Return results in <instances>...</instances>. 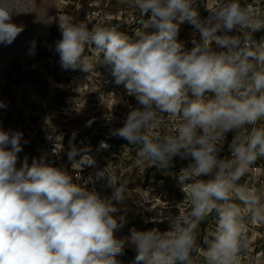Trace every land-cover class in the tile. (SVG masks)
Masks as SVG:
<instances>
[{
    "label": "clouds",
    "instance_id": "1",
    "mask_svg": "<svg viewBox=\"0 0 264 264\" xmlns=\"http://www.w3.org/2000/svg\"><path fill=\"white\" fill-rule=\"evenodd\" d=\"M131 3L143 17L150 13L134 36L115 27L90 29L65 16L58 20L62 39L56 51L65 70L89 73L98 64L107 66L114 83L135 97L139 107L130 108L123 126L111 131L134 146L136 167L166 169L175 157L188 160L178 177L186 210L156 220L168 221V231L132 229L117 238L124 217L114 213L132 193L127 181L119 183L115 168L96 174L114 189L110 198L42 159L31 166L25 160L17 169L23 133L0 128V264H119L115 257L126 245L137 253L133 264H196L201 256L204 264H242L250 250L248 224L264 225V190L251 180L241 183L264 159L260 0H220L203 19L193 0ZM18 13L16 0H0V44H12L24 31L13 22ZM184 22L196 30L190 50L177 38ZM86 44L95 61L84 55ZM166 118L177 123L158 131ZM229 133L230 157L222 158ZM61 150L56 146L57 154ZM80 151L73 144L68 152L77 180L82 165L94 163L88 155L76 161ZM212 214L215 227L201 242L198 230Z\"/></svg>",
    "mask_w": 264,
    "mask_h": 264
},
{
    "label": "rangeland",
    "instance_id": "2",
    "mask_svg": "<svg viewBox=\"0 0 264 264\" xmlns=\"http://www.w3.org/2000/svg\"><path fill=\"white\" fill-rule=\"evenodd\" d=\"M89 0H16L17 11L13 22L24 25V31L20 33L15 41L10 45L0 44V101L7 107L0 108V128L5 131H20L23 133L21 141L22 151L17 153L16 167L19 169L23 162L20 160L22 154L27 153L33 146H37L41 136L49 132L51 126L73 127L96 118L101 103H107L99 96L96 86L101 82V77L107 74V66L98 64L96 69L85 73L81 70H65L60 63L59 53L56 51L57 43L62 39L61 30L58 27V20L65 16L75 21H84L91 29L93 26L118 27L120 26L127 33L135 28L141 12L132 6L131 0H109L105 6L107 17H88ZM251 2V0H244ZM220 0H206L205 4H200V10L196 7L200 17L203 19L209 15L207 8L217 5ZM195 0H193V5ZM260 7L264 8V0H260ZM49 19H53L50 23ZM183 24V25H182ZM179 28L178 38L182 41L185 38V48L190 49L189 45L196 32L194 26L188 22L182 23ZM52 29H56L58 35L53 39L49 38ZM151 31V30H150ZM130 35V34H128ZM198 37V33H197ZM58 38V39H57ZM35 41L34 50L30 51L31 42ZM91 51L85 48L84 55H91ZM95 61L97 57L92 54ZM14 83L19 92L32 101L37 115L30 119H25L18 111L15 100L11 95V84ZM101 112V111H100ZM232 139V134L226 136L223 151L220 153L222 158L230 157L228 145ZM10 148V146H9ZM136 157L135 149L124 151L118 148L117 156L112 158V168L120 176V181H127L126 187L131 188L132 196H140L142 189L149 182V176L158 179V188L165 186L168 191L167 197H158L152 202L155 207H149L144 211V217L161 218L178 214L185 211L186 205L180 204L185 194L182 186L178 182V177L182 168L187 166L188 160L176 157L171 166L161 168L158 165H145L143 170L136 167L134 160ZM176 170V171H173ZM163 174L167 179L161 181ZM176 174V175H175ZM160 178V179H159ZM206 179V177H202ZM253 181L258 188L264 190V159L257 161L253 170L248 176L242 178ZM105 195L103 198H110L114 189L104 187ZM157 198V196H155ZM120 209L114 213L116 217H124L123 226L115 235L123 238L130 235L132 229L143 231L146 223H139L127 211V199L122 205H117ZM149 221V220H148ZM163 228L161 232L170 230L168 221L161 222ZM248 230L247 234L253 237L261 234L260 247L264 244V225L259 229ZM167 228V229H165ZM137 253L133 246L126 245L121 253L116 255L119 264H133ZM249 264H264L262 257L255 256L254 260H248Z\"/></svg>",
    "mask_w": 264,
    "mask_h": 264
},
{
    "label": "built area",
    "instance_id": "3",
    "mask_svg": "<svg viewBox=\"0 0 264 264\" xmlns=\"http://www.w3.org/2000/svg\"><path fill=\"white\" fill-rule=\"evenodd\" d=\"M108 2L109 0H89L88 6L91 11H88V17H107L104 8ZM146 16H150V13L144 17ZM144 17L141 13L137 21L140 22L141 18ZM182 41L185 44V38ZM85 48L89 49V45L86 44ZM106 71L107 74L102 75L101 82L96 86V89H98L96 93L107 103L106 106L104 102L101 103L102 108H99L100 115L70 128L57 125L51 126L49 132L41 136L37 146H33L27 153L22 154L23 158H20L23 163L27 160L29 166H31L34 159H42L47 165L64 169L73 177L74 183L84 185L85 181H88L86 185L88 190L95 191L98 195L103 191L107 180L106 178H97L96 174L109 166L112 167V158L117 156L118 148H123L126 152L135 149L127 140L112 135L111 130L123 126L126 114L130 108L139 107L135 97L128 95L123 85L114 83L110 69L107 68ZM10 89L17 109L23 117L30 119L36 116L37 113L32 101L21 94L14 83L11 84ZM176 123V121L166 118V122L161 125L158 131L170 130ZM74 132L76 135L73 138ZM119 139L123 140L124 143L122 145L116 142ZM102 142L107 147H101ZM73 144L81 150L75 157L76 161H79L83 155H88L94 160L92 165H82V170L80 171L81 179L79 180L75 178L76 171L72 168L73 161L68 158V152ZM56 146L58 150L60 147L62 148L58 154L55 151ZM90 177L92 178L91 180L89 179ZM119 183L122 182L119 181ZM127 189L131 191L129 187ZM148 191L149 189H142L139 194L144 202H152L151 199H147L144 196ZM141 205L142 202L138 198L132 195L127 198L128 213L135 221L145 223L146 221L141 217ZM196 264L202 263L197 261Z\"/></svg>",
    "mask_w": 264,
    "mask_h": 264
},
{
    "label": "trees",
    "instance_id": "4",
    "mask_svg": "<svg viewBox=\"0 0 264 264\" xmlns=\"http://www.w3.org/2000/svg\"><path fill=\"white\" fill-rule=\"evenodd\" d=\"M248 1V0H247ZM241 2L242 3H246V1H244V0H241ZM205 4L206 3V0H195V3H194V5H193V7H197V8H199V10H200V4ZM147 18H149V16H146V17H144V18H141V19H147ZM183 25V24H182ZM181 24H180V26H179V28L182 26ZM135 28H133L132 29V32H130V33H127V35L128 34H130L129 36H134V32H135V29L136 28H138V27H141V25H140V23L137 21H135ZM116 29L118 30V31H121V32H124L125 34H126V31L125 30H123L120 26H118V27H116ZM56 35H58V33H57V30L56 29H52L51 30V32H50V34H49V38L50 39H53ZM180 35L181 34H178V37L177 38H179L180 37ZM256 37H257V39H259V38H261V37H264V30H262V31H260V32H258V33H256ZM58 39V38H57ZM86 46V45H85ZM94 46V45H93ZM193 45H192V43H190V45H189V48L191 49V47H192ZM189 49V50H190ZM119 145H122L124 142H123V140L122 139H119V140H117L116 141ZM176 158V157H175ZM167 170V169H166ZM173 171H176V170H173ZM176 175V174H175ZM160 179V178H159ZM164 179H167V176H166V174H163V176H162V178H161V181H163ZM159 186H158V179H156V177L155 176H149V182H148V184L146 185V187L144 188V189H149V191L147 192V193H145L144 194V196H145V198H147V199H151L152 200V202L153 201H155V200H158V197H167V195H168V191H167V188L165 187V186H162L161 188H158ZM105 189H103V191L100 193V197L101 198H103L104 197V195H105V191H104ZM155 196H157V198L155 197ZM136 198H138L141 202H142V205H141V207H142V211H141V217H142V219L143 220H145L146 222V224L144 225L145 226V229L143 230V231H147V230H151V227H158V228H160V229H162L163 228V226H162V224H161V222H157L156 220H154V221H151L150 219L151 218H148V220L147 219H145V218H143L144 217V211L146 210V209H148L149 207H152V202H144L143 201V198L141 197V196H137ZM165 229H167V228H165ZM259 230H262V228H259ZM261 239L260 240H258L257 241V246H259L258 244L259 243H261ZM263 246H264V244H263Z\"/></svg>",
    "mask_w": 264,
    "mask_h": 264
},
{
    "label": "crops",
    "instance_id": "5",
    "mask_svg": "<svg viewBox=\"0 0 264 264\" xmlns=\"http://www.w3.org/2000/svg\"><path fill=\"white\" fill-rule=\"evenodd\" d=\"M153 206L155 207V204H152V207ZM186 208H187V206H186ZM150 220L151 221L159 220V218H151ZM250 225H253V224H251V223L248 224V227H247L248 230H252ZM214 227H215V217H214V214H212V215L209 216V218L204 223L201 224V226H200V228L198 230L199 231V240L202 242L203 237L205 235H207L209 231L213 230ZM253 228L259 229L260 225L259 224L253 225ZM247 236H248V239H249V242H250V250L243 257L242 264H249L248 260H254L255 256L262 257L263 260H264V246L260 247V246H257V244H256L257 241L261 239L260 238V237H262L261 234L260 233L259 234H255L253 237H250L247 234ZM201 246H203L202 243H201ZM197 261L202 263V264H204V259H203L202 256L199 257L197 259Z\"/></svg>",
    "mask_w": 264,
    "mask_h": 264
}]
</instances>
